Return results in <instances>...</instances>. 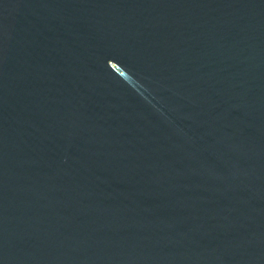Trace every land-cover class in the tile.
<instances>
[{
	"label": "water",
	"instance_id": "obj_1",
	"mask_svg": "<svg viewBox=\"0 0 264 264\" xmlns=\"http://www.w3.org/2000/svg\"><path fill=\"white\" fill-rule=\"evenodd\" d=\"M0 264H264V0H0Z\"/></svg>",
	"mask_w": 264,
	"mask_h": 264
}]
</instances>
